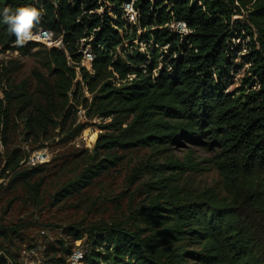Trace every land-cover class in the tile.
I'll return each instance as SVG.
<instances>
[{"label": "trees", "instance_id": "16d2710c", "mask_svg": "<svg viewBox=\"0 0 264 264\" xmlns=\"http://www.w3.org/2000/svg\"><path fill=\"white\" fill-rule=\"evenodd\" d=\"M132 2L135 21L126 9ZM25 5L40 10L32 36L62 38L47 57L59 93L78 101L86 86L93 93L91 101L81 98L88 115L108 120L96 148L144 147L165 158L153 169L150 198L139 211L143 226L67 227L75 240L87 235V263L264 264V0H0V10ZM139 28L146 30L138 35ZM15 41L0 23L1 44L37 45ZM89 47L91 69L82 63ZM16 97L7 90L0 99L5 128ZM55 121L48 107L26 114L30 134ZM182 140L213 153L208 161L222 176L224 197L213 188L183 194L175 175L200 163L193 152L173 156ZM116 159L105 155L87 165L57 199L92 185ZM36 171L21 175L29 180Z\"/></svg>", "mask_w": 264, "mask_h": 264}, {"label": "rangeland", "instance_id": "374dc122", "mask_svg": "<svg viewBox=\"0 0 264 264\" xmlns=\"http://www.w3.org/2000/svg\"><path fill=\"white\" fill-rule=\"evenodd\" d=\"M174 27L185 29L181 24ZM144 30L139 28L138 35ZM30 39L36 47L13 49L0 43V99L7 90L17 95L9 107L7 128L0 118V264H56L52 258H61L63 264H88L84 256L87 235L75 240L67 227L90 229L108 222L134 230L143 226L139 211L150 198L153 169L165 158L144 147L106 153L97 149L96 138L105 132L108 120L88 115L83 107L81 98L91 101L93 93L84 86L78 101L72 96L68 99L59 93L48 70V52L61 45L62 38L39 32ZM138 47L145 50L146 44ZM83 53L82 63L91 69V48ZM39 106L52 110L60 122H50L45 130L30 134L26 114ZM79 127L83 130L72 138ZM188 152L200 164L196 170L175 175L183 194L194 196L213 188L224 197L222 176L208 161L213 153L184 140L172 146L176 158ZM105 155L116 157L117 164L79 193L57 199L64 185ZM32 167H37V174L24 179L21 173Z\"/></svg>", "mask_w": 264, "mask_h": 264}, {"label": "clouds", "instance_id": "9594fccd", "mask_svg": "<svg viewBox=\"0 0 264 264\" xmlns=\"http://www.w3.org/2000/svg\"><path fill=\"white\" fill-rule=\"evenodd\" d=\"M40 16V10L31 5L15 9L5 7L0 10V23L7 25L8 31L15 34L17 45H24L32 37V26Z\"/></svg>", "mask_w": 264, "mask_h": 264}, {"label": "built area", "instance_id": "2783aa9c", "mask_svg": "<svg viewBox=\"0 0 264 264\" xmlns=\"http://www.w3.org/2000/svg\"><path fill=\"white\" fill-rule=\"evenodd\" d=\"M126 9L128 10L129 14L130 13H134V15H131V18L133 21H135L137 13L135 12L134 8H133V2L132 3H127L126 4ZM93 60V59H92Z\"/></svg>", "mask_w": 264, "mask_h": 264}, {"label": "water", "instance_id": "95a60500", "mask_svg": "<svg viewBox=\"0 0 264 264\" xmlns=\"http://www.w3.org/2000/svg\"><path fill=\"white\" fill-rule=\"evenodd\" d=\"M181 25H184V24H181ZM185 26V25H184Z\"/></svg>", "mask_w": 264, "mask_h": 264}]
</instances>
